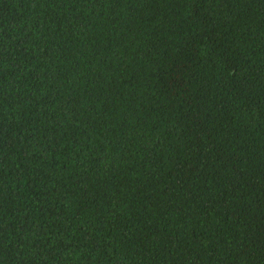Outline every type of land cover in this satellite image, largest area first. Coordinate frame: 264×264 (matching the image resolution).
<instances>
[{
  "label": "trees",
  "instance_id": "1",
  "mask_svg": "<svg viewBox=\"0 0 264 264\" xmlns=\"http://www.w3.org/2000/svg\"><path fill=\"white\" fill-rule=\"evenodd\" d=\"M0 264H264V0H0Z\"/></svg>",
  "mask_w": 264,
  "mask_h": 264
}]
</instances>
